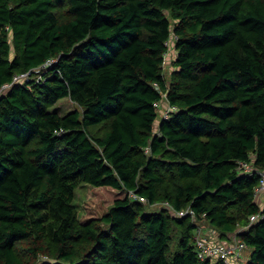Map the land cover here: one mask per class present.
I'll use <instances>...</instances> for the list:
<instances>
[{
	"label": "trees",
	"instance_id": "obj_1",
	"mask_svg": "<svg viewBox=\"0 0 264 264\" xmlns=\"http://www.w3.org/2000/svg\"><path fill=\"white\" fill-rule=\"evenodd\" d=\"M240 160L264 170V0H0V264H224L198 255L201 220L264 264ZM84 182L121 194L81 217Z\"/></svg>",
	"mask_w": 264,
	"mask_h": 264
},
{
	"label": "built area",
	"instance_id": "obj_2",
	"mask_svg": "<svg viewBox=\"0 0 264 264\" xmlns=\"http://www.w3.org/2000/svg\"><path fill=\"white\" fill-rule=\"evenodd\" d=\"M173 38L176 40L178 36L176 34L172 35L166 44L169 45ZM167 52L165 53V56L167 55ZM55 60L56 59H48L41 66L34 67L20 74H16L14 81L18 80L29 82L31 80L39 81L43 79L45 73L43 70L48 68L52 63H54ZM155 85L158 86V83H155ZM163 98H167V94L165 92L163 93ZM160 103L161 100L157 101L158 105H160ZM170 106L172 108L170 111L175 109V107L172 105ZM169 113L165 114L164 117L168 116ZM239 169L247 173L258 172L260 176V183L256 187L255 193L256 199L260 203V209L262 212L259 211L250 215V222H254L259 219L262 214H264V170L256 169L252 162L242 160L239 161ZM131 196L136 197L138 195L132 191ZM141 199L145 200L144 197H141ZM164 204L172 209L177 215H191L193 219H197L195 210L190 206L177 210L171 206L168 201ZM203 217H206V214H203ZM195 226L196 251L202 259H210L213 263L222 261L224 264H244V262L241 260L242 253L248 247V245L241 237H239L237 234L231 235V237H221L219 233L215 231L214 227L209 225L204 226L201 224V221H197Z\"/></svg>",
	"mask_w": 264,
	"mask_h": 264
},
{
	"label": "rangeland",
	"instance_id": "obj_3",
	"mask_svg": "<svg viewBox=\"0 0 264 264\" xmlns=\"http://www.w3.org/2000/svg\"><path fill=\"white\" fill-rule=\"evenodd\" d=\"M174 35V33L172 34ZM174 41L175 39L173 38L171 40V42L169 43L168 45V52H167V55H166V64H165V67H164V70L166 72V75L169 77L170 76V72L173 70V60L175 59V56L177 54V49L174 45ZM168 71V72H167ZM170 71V72H169ZM167 94V92H165ZM168 98V96H167ZM167 98H163V100L161 101L160 103V110H161V116H164L165 114L169 113L170 109L171 108V104L169 103L168 99ZM75 106V103L70 100V99H65L64 101H62L61 103V108L62 110L66 111L70 108H74ZM158 123V121H157ZM156 123V125H157ZM121 194V192L119 190H116V189H113L111 187H107V186H96V185H93L89 182H84L82 184H80L77 188H76V191H75V198H74V204L76 206V209H77V213L79 216H83L87 213V210L85 209V206H84V203L87 199L91 198V197H98L100 200H102L106 205H111L115 198L117 196H119ZM160 206H165L164 203L162 204H156V205H153L152 207H160ZM170 212L171 213H175L172 209H170ZM176 214V213H175ZM177 215V214H176ZM187 216V215H186ZM191 216V215H190ZM201 224H203L204 226L206 225H210V223L207 221V220H201ZM213 227V226H212ZM241 228V226H239V228L237 229V232L238 230ZM195 228H194V232H195ZM215 231L217 232V230L215 229ZM218 233V232H217ZM21 247H23L24 249V253L26 255V258L30 259V260H38L40 261V256L41 254L43 253H40L39 254V257L36 258V256L31 252L32 249L28 246V243H24V244H19ZM251 248V247H250ZM249 253V248H246L243 253H242V258L241 260L245 263V258H246V255ZM246 254V255H245ZM42 257H47L46 255H42ZM41 257V258H42ZM36 258V259H35ZM241 264V263H240Z\"/></svg>",
	"mask_w": 264,
	"mask_h": 264
}]
</instances>
